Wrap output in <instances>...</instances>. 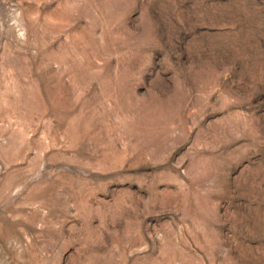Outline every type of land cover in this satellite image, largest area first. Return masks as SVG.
<instances>
[{
	"label": "rangeland",
	"instance_id": "rangeland-1",
	"mask_svg": "<svg viewBox=\"0 0 264 264\" xmlns=\"http://www.w3.org/2000/svg\"><path fill=\"white\" fill-rule=\"evenodd\" d=\"M0 264H264V0H0Z\"/></svg>",
	"mask_w": 264,
	"mask_h": 264
}]
</instances>
